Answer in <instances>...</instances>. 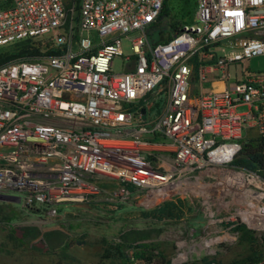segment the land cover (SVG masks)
<instances>
[{"label":"built area","instance_id":"obj_1","mask_svg":"<svg viewBox=\"0 0 264 264\" xmlns=\"http://www.w3.org/2000/svg\"><path fill=\"white\" fill-rule=\"evenodd\" d=\"M164 2L0 0V51L30 41L58 52L0 66L4 202L55 214L99 193L98 177L118 183L114 201L147 207L194 189L264 200V179L231 166L245 138L264 136V70L241 66L264 57V0H196L192 21L159 41ZM251 204L264 210L236 215L264 228L243 219ZM221 241L178 242L168 259L135 244L123 264H217Z\"/></svg>","mask_w":264,"mask_h":264},{"label":"rangeland","instance_id":"obj_2","mask_svg":"<svg viewBox=\"0 0 264 264\" xmlns=\"http://www.w3.org/2000/svg\"><path fill=\"white\" fill-rule=\"evenodd\" d=\"M165 7L166 16L157 28L159 41L171 35V25L182 26L191 20L196 0H166ZM122 51L123 56L131 54L128 40H123ZM241 66L249 73L264 70V57ZM112 71L122 72L120 58L114 59ZM245 111L244 107L236 110ZM96 183L99 193L88 194L83 201L57 205L55 214L44 207L27 210L21 203L0 201V264H123L116 249L121 248L125 254L135 244L142 245L147 253L157 252L159 259H168L178 242L189 246L215 237L222 241L211 247L215 253L209 257L222 264H247L253 251L263 250L264 228L247 227L236 211L251 202L264 205V200L233 191L194 189L171 199L184 204L180 220L157 221L142 216L156 207L145 206L140 197L123 203L114 201L112 193L118 186L115 180L98 177ZM228 223L244 225L253 240H241Z\"/></svg>","mask_w":264,"mask_h":264},{"label":"trees","instance_id":"obj_3","mask_svg":"<svg viewBox=\"0 0 264 264\" xmlns=\"http://www.w3.org/2000/svg\"><path fill=\"white\" fill-rule=\"evenodd\" d=\"M166 2V0H165ZM165 2L163 4L161 18L166 16V7ZM194 13V12H193ZM192 13V15H193ZM77 20V19H76ZM190 22V21H189ZM188 22V23H189ZM180 26H172L170 34L177 32ZM171 35L168 36V39L171 38ZM58 54L57 51L48 50L44 54L41 53L40 49L35 46L34 43L30 41H26L19 45L12 47L11 51L1 52L0 51V66L10 62L14 58L24 57L28 59H35L39 56H51ZM158 106V104H157ZM231 166L236 168H241L247 171L257 173L261 178L264 179V136L256 139H245L242 141L241 150L238 155L234 158ZM131 190V189H130ZM184 204L179 199L177 200H169L156 207L154 210L150 212H143L142 216L147 219H155L157 221L161 220H180L183 216ZM228 225L233 226L231 228L232 231L236 232L241 240L243 241H251L252 236L251 232L246 230L244 225L241 224H233L228 223ZM263 250L262 251H253V257L248 258L247 264H253L256 261L264 258V236H263ZM130 247V246H129ZM138 248H143L142 245H138ZM117 257L120 259H125V255L122 252L121 248L116 249ZM138 256H144V253H138ZM162 264V262H161ZM203 264H208L207 260H203ZM217 264H222L221 262H217Z\"/></svg>","mask_w":264,"mask_h":264},{"label":"bare ground","instance_id":"obj_4","mask_svg":"<svg viewBox=\"0 0 264 264\" xmlns=\"http://www.w3.org/2000/svg\"><path fill=\"white\" fill-rule=\"evenodd\" d=\"M252 207V210L250 213H242L243 219L248 222L251 226H258V222L264 223V210H258L253 204L250 205Z\"/></svg>","mask_w":264,"mask_h":264},{"label":"water","instance_id":"obj_5","mask_svg":"<svg viewBox=\"0 0 264 264\" xmlns=\"http://www.w3.org/2000/svg\"><path fill=\"white\" fill-rule=\"evenodd\" d=\"M141 113H142V118L145 119V109H142L141 110ZM7 199H8V197H2V196H0V201H5Z\"/></svg>","mask_w":264,"mask_h":264},{"label":"crops","instance_id":"obj_6","mask_svg":"<svg viewBox=\"0 0 264 264\" xmlns=\"http://www.w3.org/2000/svg\"><path fill=\"white\" fill-rule=\"evenodd\" d=\"M192 19H193V15H192V18H191L190 22L192 21ZM190 22H189V23H190Z\"/></svg>","mask_w":264,"mask_h":264}]
</instances>
